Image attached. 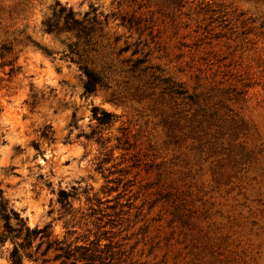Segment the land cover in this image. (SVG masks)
<instances>
[{
  "label": "rangeland",
  "instance_id": "obj_1",
  "mask_svg": "<svg viewBox=\"0 0 264 264\" xmlns=\"http://www.w3.org/2000/svg\"><path fill=\"white\" fill-rule=\"evenodd\" d=\"M0 194V264H264V0H0Z\"/></svg>",
  "mask_w": 264,
  "mask_h": 264
},
{
  "label": "trees",
  "instance_id": "obj_2",
  "mask_svg": "<svg viewBox=\"0 0 264 264\" xmlns=\"http://www.w3.org/2000/svg\"><path fill=\"white\" fill-rule=\"evenodd\" d=\"M59 4V3H58ZM62 11H66L65 7H61ZM66 21L73 22V23H67L68 28H78L79 25H81V22L74 18L73 12L71 9H69L66 13ZM132 19H128V23H132ZM50 29H51V25ZM84 72L87 76L86 82H85V90L86 92H94L97 88V84L100 82V78L97 76V73L89 69L88 67L84 68ZM93 113L101 122H110L114 118V114L105 111L100 110L98 107L93 108ZM98 113H101V115H98ZM69 194L65 190L60 191L59 199L61 201L68 200ZM0 213L2 215V218L5 220L6 225V232L7 234L4 236V238L8 237H17L23 236L26 242L32 241L33 238H36L37 236H48L50 233L48 232V226L44 227H30L26 219L16 210L13 208H9L8 202L6 199H4L0 194ZM17 220L18 224L15 228H13L10 224V220L13 218ZM56 246V249L59 250V252L56 254V257L61 256H68L70 254V250L65 247L63 244H61V241H53L48 243V247H51L52 245ZM21 246L23 247L24 244L21 243ZM11 260L12 264H23L22 261V255L20 254V249L17 244L14 245L12 252H11Z\"/></svg>",
  "mask_w": 264,
  "mask_h": 264
}]
</instances>
